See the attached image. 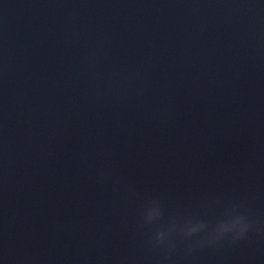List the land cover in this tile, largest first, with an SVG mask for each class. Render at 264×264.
Segmentation results:
<instances>
[{"label":"clouds","instance_id":"clouds-1","mask_svg":"<svg viewBox=\"0 0 264 264\" xmlns=\"http://www.w3.org/2000/svg\"><path fill=\"white\" fill-rule=\"evenodd\" d=\"M242 205H233L232 207L226 209L225 219L218 221L212 231L209 233L208 239L211 242H216L225 238L226 236H233L234 238L243 237L251 228L256 225V221L251 219L250 213L248 211H241ZM163 216V209L160 204V201L153 199L148 202L147 206L143 211V222L146 224L154 223L160 220ZM193 220H198L201 224L208 225L194 217H188L183 220L182 224L172 223L167 227L166 230H161L156 233V242L163 243L164 240L173 232L177 230L184 237H192L195 234L202 232L198 228L186 227L185 225L188 222ZM218 225H223L219 226Z\"/></svg>","mask_w":264,"mask_h":264}]
</instances>
